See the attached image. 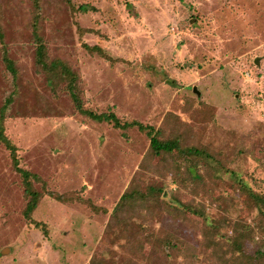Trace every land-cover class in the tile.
Segmentation results:
<instances>
[{
  "label": "rangeland",
  "instance_id": "1",
  "mask_svg": "<svg viewBox=\"0 0 264 264\" xmlns=\"http://www.w3.org/2000/svg\"><path fill=\"white\" fill-rule=\"evenodd\" d=\"M3 113L0 264H264V0H0Z\"/></svg>",
  "mask_w": 264,
  "mask_h": 264
},
{
  "label": "trees",
  "instance_id": "2",
  "mask_svg": "<svg viewBox=\"0 0 264 264\" xmlns=\"http://www.w3.org/2000/svg\"><path fill=\"white\" fill-rule=\"evenodd\" d=\"M81 10H88L89 7L85 5L80 6ZM37 23V22H36ZM37 28V25H35V29ZM7 61V67L8 69L14 74V77H16L17 69L15 67V63L12 59L6 56ZM37 62L41 66H43L48 72H52L53 74L60 76H67L70 79L69 87L72 96L78 101L79 107L82 109V106L80 104V98L77 94V91L75 90V81L77 79L76 73L71 70V68L61 61L60 59H55L48 61L47 59V53H46V46L44 43H38L37 45ZM54 76V79L57 77ZM53 78H51V81L53 83ZM84 112L89 114L92 118L97 119L99 121H111L114 122V126L119 128H127L130 126L137 125L140 129L147 130V133L151 137V148L152 150L159 154L161 152H173V150L179 148V143L177 140L167 139V140H160L158 138V132L152 125H144L143 123L139 121H131V122H124L121 123L120 119L115 115V113H96L91 110L82 109ZM4 120L5 115L4 113L0 116V142H2L5 147L10 151V156L12 158V162L14 165V168L21 174L22 180L25 186L26 193L29 195V201L26 206L25 213L29 217H31V214L36 209L38 202L40 200L41 194L35 190L33 187V181L32 177H35L36 175L31 173L29 170L24 169L20 167L19 165V157H18V147L16 144L7 136L5 133V126H4ZM188 151V150H187ZM190 152L195 154H201L202 150L197 147H191L189 149ZM126 196V193L123 194L122 198ZM55 197L59 200H63V197L61 195H55ZM254 200L257 202V205L259 207L260 214L264 215V197L258 194L254 195ZM260 246L257 248L255 252V256L258 258L264 257V240L260 241Z\"/></svg>",
  "mask_w": 264,
  "mask_h": 264
},
{
  "label": "water",
  "instance_id": "3",
  "mask_svg": "<svg viewBox=\"0 0 264 264\" xmlns=\"http://www.w3.org/2000/svg\"><path fill=\"white\" fill-rule=\"evenodd\" d=\"M255 62L259 63V57H256ZM193 89H194V91H197L199 93V91L197 90V87L194 86Z\"/></svg>",
  "mask_w": 264,
  "mask_h": 264
}]
</instances>
